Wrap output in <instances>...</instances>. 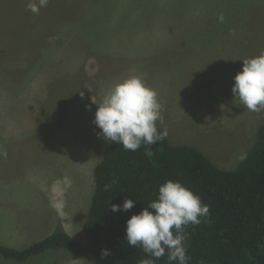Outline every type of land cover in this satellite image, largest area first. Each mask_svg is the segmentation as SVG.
<instances>
[{
	"label": "rangeland",
	"instance_id": "obj_1",
	"mask_svg": "<svg viewBox=\"0 0 264 264\" xmlns=\"http://www.w3.org/2000/svg\"><path fill=\"white\" fill-rule=\"evenodd\" d=\"M203 2L52 0L36 15L27 0H0V63L16 64L0 73V148L8 153L0 157V196L16 193L0 199V244L22 250L58 230L87 243L94 169L109 143L97 135L90 98L129 75L157 92L164 116L157 126L167 127L172 145L195 147L224 170L238 165L264 124V111L245 109L232 92L242 60L264 50V2L230 5L243 19L239 35L218 40L224 44L211 32H185L206 25V8L222 1ZM93 18L103 27L82 32ZM0 262L90 264L64 249Z\"/></svg>",
	"mask_w": 264,
	"mask_h": 264
},
{
	"label": "trees",
	"instance_id": "obj_2",
	"mask_svg": "<svg viewBox=\"0 0 264 264\" xmlns=\"http://www.w3.org/2000/svg\"><path fill=\"white\" fill-rule=\"evenodd\" d=\"M213 1L204 0L203 7ZM220 1V6L214 4V7L206 8L205 21L209 18L206 25H190L185 32H201L207 37L211 32L217 36V40L214 37L216 44H224L218 40L239 35L236 24L243 19L239 14L241 8L236 10L230 5L264 2ZM184 6L177 10H183ZM146 7L145 3L142 14H151ZM220 13L225 17L223 23L218 20ZM100 18L87 21L82 30L76 21L70 26L76 31L98 32L103 27ZM10 22L8 19L5 24L15 27L16 23ZM18 59L25 61L26 58L18 56ZM13 66L16 64L5 58L0 63V73ZM21 88H24L22 80ZM15 96L12 100L16 99ZM113 180L117 183L105 191V185ZM168 180L180 181L199 195L210 209L207 217H200L199 225L184 226L185 245L190 257L188 264H264V124L258 128L256 140L245 158L233 170L219 168L195 147L172 145L167 137L155 144H142L135 151H126L122 145L110 141L94 169L95 189L83 227L87 243L82 244L66 231L58 230L22 250L0 244V257L25 262L48 250L64 249L90 264H138L140 259L149 257L141 249L128 244L127 220L155 200L159 187ZM126 198L136 201L131 210L111 211L112 204L122 205ZM102 249H108L111 254L102 259ZM155 264L177 262H169L166 252L155 260Z\"/></svg>",
	"mask_w": 264,
	"mask_h": 264
},
{
	"label": "clouds",
	"instance_id": "obj_3",
	"mask_svg": "<svg viewBox=\"0 0 264 264\" xmlns=\"http://www.w3.org/2000/svg\"><path fill=\"white\" fill-rule=\"evenodd\" d=\"M50 0H28L27 10L39 15ZM224 15L218 20L223 23ZM242 71L234 77L232 92L235 101L245 109L253 112L264 111V50L259 55L242 60ZM89 91L92 89L87 88ZM83 98L84 92L80 91ZM91 104L98 105L94 123L102 131L97 133L106 141L122 145L131 151L139 149L142 144L151 145L163 141L167 127L158 129L157 122L164 124L163 105L157 92L151 88L141 75H129L113 83L102 99L91 96ZM91 104L87 105L89 110ZM8 153L0 148V157L7 159ZM241 155L240 159H244ZM117 181L105 185V191L111 189ZM136 201L126 198L122 205L112 204L111 211H129ZM209 206L180 181L168 180L158 190V196L150 201L139 214L127 220L126 239L130 246L139 248L146 254L138 264H155L167 252L169 262L188 264L184 226L199 225L200 217L209 215ZM111 253L102 249L101 258Z\"/></svg>",
	"mask_w": 264,
	"mask_h": 264
},
{
	"label": "crops",
	"instance_id": "obj_4",
	"mask_svg": "<svg viewBox=\"0 0 264 264\" xmlns=\"http://www.w3.org/2000/svg\"><path fill=\"white\" fill-rule=\"evenodd\" d=\"M15 194L16 193H4V194H1L0 199H2V198L9 199L10 197L14 196Z\"/></svg>",
	"mask_w": 264,
	"mask_h": 264
}]
</instances>
